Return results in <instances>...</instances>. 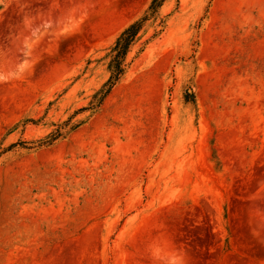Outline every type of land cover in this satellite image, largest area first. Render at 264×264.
I'll list each match as a JSON object with an SVG mask.
<instances>
[{"label": "rangeland", "instance_id": "obj_1", "mask_svg": "<svg viewBox=\"0 0 264 264\" xmlns=\"http://www.w3.org/2000/svg\"><path fill=\"white\" fill-rule=\"evenodd\" d=\"M149 1L0 0V264H264V0H167L97 104Z\"/></svg>", "mask_w": 264, "mask_h": 264}, {"label": "trees", "instance_id": "obj_2", "mask_svg": "<svg viewBox=\"0 0 264 264\" xmlns=\"http://www.w3.org/2000/svg\"><path fill=\"white\" fill-rule=\"evenodd\" d=\"M166 1L167 0H150L143 13L138 18L126 25L114 39L106 54L108 59V78L98 91L101 96L99 97L97 104H99L109 94L111 89L124 76L127 69L125 59L130 48L137 42L140 33L145 29L148 23H153L159 19V10ZM174 1L177 2V0ZM184 102L193 104V95L185 93ZM25 122L27 121H22L21 124ZM16 126H18V124L14 125L9 130V132L12 131ZM61 135L62 134H60L59 131H54L45 138L34 140L32 142H17L10 144L6 149L9 150L15 147L24 148L27 144H31L38 149L48 147L57 141Z\"/></svg>", "mask_w": 264, "mask_h": 264}]
</instances>
